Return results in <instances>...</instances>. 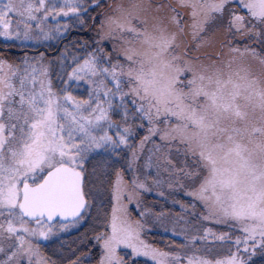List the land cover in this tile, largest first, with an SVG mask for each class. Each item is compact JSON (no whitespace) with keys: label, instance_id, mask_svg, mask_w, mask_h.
<instances>
[{"label":"snow or ice","instance_id":"snow-or-ice-1","mask_svg":"<svg viewBox=\"0 0 264 264\" xmlns=\"http://www.w3.org/2000/svg\"><path fill=\"white\" fill-rule=\"evenodd\" d=\"M0 41V264H264V0H0Z\"/></svg>","mask_w":264,"mask_h":264},{"label":"rangeland","instance_id":"rangeland-1","mask_svg":"<svg viewBox=\"0 0 264 264\" xmlns=\"http://www.w3.org/2000/svg\"><path fill=\"white\" fill-rule=\"evenodd\" d=\"M4 45V42L3 41H0V46H3ZM147 201L149 203H152L154 201H157L159 200L160 203L158 205V208L160 206H164V202L163 200H161L159 197H157L154 193L152 194H149L147 197H146ZM171 206V205H170ZM166 207V206H165ZM176 211V210H174ZM169 227H171V224H169ZM170 238V234H165L163 232V230L159 227L157 228H154L153 229V232L149 235V239L152 240V242H156L158 244V246H161L163 247L164 245V242H166L168 239ZM259 259V258H257Z\"/></svg>","mask_w":264,"mask_h":264},{"label":"trees","instance_id":"trees-1","mask_svg":"<svg viewBox=\"0 0 264 264\" xmlns=\"http://www.w3.org/2000/svg\"><path fill=\"white\" fill-rule=\"evenodd\" d=\"M77 34L76 33H73V37H75ZM80 35H84V36H87L88 34L87 33H81ZM67 43V41H65ZM13 51V54H19V51L18 50H12ZM167 207H171L170 204L166 206V209ZM176 211H178V208L177 209H174Z\"/></svg>","mask_w":264,"mask_h":264}]
</instances>
